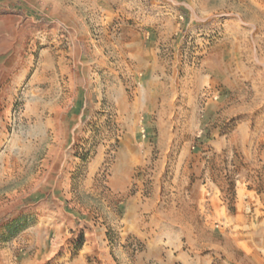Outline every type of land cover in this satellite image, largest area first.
<instances>
[{
	"label": "rangeland",
	"instance_id": "rangeland-1",
	"mask_svg": "<svg viewBox=\"0 0 264 264\" xmlns=\"http://www.w3.org/2000/svg\"><path fill=\"white\" fill-rule=\"evenodd\" d=\"M191 1L199 5L197 17L208 11L197 36L186 26ZM171 12L181 59L194 67L228 26L264 31V0H0V264H71L79 241L84 264H106L107 256L127 264L125 256L140 250L138 244L125 250L117 222L122 197L108 184L121 136L100 128L104 102L95 104L105 88L91 81L94 48L116 37L122 23L150 33L145 20ZM238 125L247 133L228 135ZM220 127L227 141L242 145L222 152L226 165L235 160L248 187L262 190L264 102L243 104ZM144 135L140 130L136 139ZM158 154L153 150L151 159ZM211 158L216 175L218 158ZM147 169L137 167L135 176ZM163 173H172L168 164Z\"/></svg>",
	"mask_w": 264,
	"mask_h": 264
},
{
	"label": "crops",
	"instance_id": "crops-1",
	"mask_svg": "<svg viewBox=\"0 0 264 264\" xmlns=\"http://www.w3.org/2000/svg\"><path fill=\"white\" fill-rule=\"evenodd\" d=\"M189 6L186 26L197 36L208 11L197 17L199 5L191 1ZM149 19L150 33L122 23L116 37H105L103 46L94 48L92 64L91 81L105 88L95 104L104 102L97 115L100 128L121 136V154L108 182L111 193L122 197L117 222L125 250L140 247L125 261L264 264V186L258 192L250 189L243 167L235 160L226 165L222 152L242 145L227 141L220 127L240 115L243 104L264 102V31L228 26L199 53L194 67L181 59L177 16L171 12ZM140 130L145 135L136 139ZM245 130L238 125L228 135ZM153 150L159 152L156 159H151ZM213 156L218 158L216 175ZM167 164L172 173L165 175ZM137 167H148V174L136 177ZM98 242L92 247L99 249ZM81 250L71 264L85 263ZM105 262L114 264L108 256Z\"/></svg>",
	"mask_w": 264,
	"mask_h": 264
},
{
	"label": "trees",
	"instance_id": "trees-1",
	"mask_svg": "<svg viewBox=\"0 0 264 264\" xmlns=\"http://www.w3.org/2000/svg\"><path fill=\"white\" fill-rule=\"evenodd\" d=\"M81 248V241L78 242V244L76 245V250H79Z\"/></svg>",
	"mask_w": 264,
	"mask_h": 264
}]
</instances>
